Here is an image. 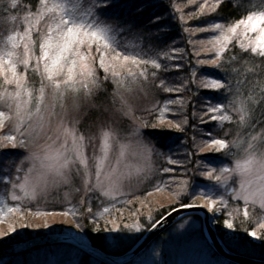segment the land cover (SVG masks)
<instances>
[{
	"label": "snow or ice",
	"instance_id": "snow-or-ice-1",
	"mask_svg": "<svg viewBox=\"0 0 264 264\" xmlns=\"http://www.w3.org/2000/svg\"><path fill=\"white\" fill-rule=\"evenodd\" d=\"M121 2L0 0V23L12 26L0 31V216L21 211L25 203H47L50 194L62 191L52 203L71 207L60 215L91 218L101 224L94 229L98 235L148 231L163 221L167 208L155 210L159 219L150 211L144 222L122 223L116 205L139 200L136 192L159 176L154 189L172 191V211L200 207L195 201L203 199L214 219L226 211L227 229L264 243V0L231 23L217 19L229 0H183L187 13L167 0L164 17L152 16L157 32L167 30L161 21L170 14L181 25L186 16L207 25L184 32L211 34L199 41L195 55L197 65L218 70L203 76L197 93L214 92L201 102L199 114L193 105L191 116L186 109L197 93L190 85L199 69L186 70L191 79L177 78L174 70L183 68L186 50L162 46L144 26L120 15ZM204 50L213 58L200 59ZM159 93L179 95L148 106L135 102ZM227 124L235 132L225 130ZM157 128L184 140L172 136L158 147L161 134L150 131ZM189 128L202 137L199 142L195 135L189 140ZM206 151L221 154L219 166L201 155ZM176 167L182 175L163 178ZM197 176L210 182L208 191L195 182ZM73 193H82L76 203ZM96 200L102 210L94 211ZM253 222L255 229L241 228Z\"/></svg>",
	"mask_w": 264,
	"mask_h": 264
},
{
	"label": "rangeland",
	"instance_id": "rangeland-1",
	"mask_svg": "<svg viewBox=\"0 0 264 264\" xmlns=\"http://www.w3.org/2000/svg\"><path fill=\"white\" fill-rule=\"evenodd\" d=\"M235 2H259V0H234ZM25 0H21V3L23 4ZM177 4H179L185 13L190 11L189 8L183 7V0H175ZM179 19V18H178ZM198 19H189L187 16L185 17V23L181 25V29L183 28H189L190 30L195 29L197 27H202L199 25ZM202 21V20H201ZM179 24H181L179 20ZM207 26V25H206ZM10 24L6 23H0V31H3L5 29H11ZM186 36H188L189 45L191 46V52H189V59H193V65L197 66L199 70H216L212 65L206 64L203 66H199L196 64L197 56L195 55V52L202 48V46L199 44V41L207 40L211 38V34L209 33H202V32H196L195 34H190L185 32ZM250 35H253L250 33ZM236 47L239 48V42H235ZM200 59H207V58H213V54L209 53L208 51L204 50L201 51ZM191 67V66H190ZM200 74V72L197 73V76ZM202 74V73H201ZM196 76V78H197ZM201 76V75H199ZM198 78H203V76ZM195 78V79H196ZM201 90H209L206 88H199ZM169 95H179V94H166V93H159L156 96H150L148 99H141L139 97L136 98L135 102L141 106H148L150 105L154 100L159 99L161 102L165 99V97ZM201 101H199L200 104L197 106V113L199 114ZM233 124H227L225 130H228L231 128L233 132H235V127H233ZM158 131L162 133H173V131L169 129H151L150 131L153 132ZM258 130V129H257ZM195 134V130L193 131ZM193 134V135H194ZM191 135V134H190ZM196 139L197 142H199L202 137L196 132ZM231 139V136L229 137ZM91 149H89V152ZM201 155L206 156L209 160L212 161V166L217 167L220 164V160L224 159L221 157L220 153H214L211 151H206L202 153ZM211 156V157H210ZM213 157H217L216 159H213ZM132 161L129 160V163ZM159 166H167L163 163L162 160L157 161ZM229 166H231L229 164ZM175 167V166H174ZM182 175L181 169L176 167V171L174 173L166 174L163 178L168 179L169 176H177L179 177ZM238 180V177H236ZM160 180V177L157 176L154 178L150 183L146 182L143 186H141V190L136 192V195L140 197L139 200H136L133 198V203L130 205H123L120 202H117V208H120V221L122 223H132L134 220L139 219L141 222H144L145 216L152 211L153 214H155V210L157 208L163 209L167 208L168 212H170L172 209H169L170 204L175 203V197L172 194V191L168 188H164L161 191H155L154 185L158 183ZM195 182L200 185L202 191H208L210 185V182L206 180L204 177L197 176L194 178ZM238 187V184L235 185ZM231 191V189H229ZM147 192H152L151 196H147ZM221 193H223V190H221ZM82 193L72 194V200L73 203H76L79 199ZM63 196V192L60 193H52L48 196L47 200L48 202L45 203L43 200L37 203L32 204H22L21 208L22 210L16 213L7 214L0 216V246L4 245H11V244H17L21 242H7L15 237H21L22 236H28L29 238L24 241L37 238L44 235H57V234H70L74 235L75 237L79 238L80 240H84L88 243H91L87 234H86V225H90L93 227H100L101 224L97 223L96 225H93L91 218H83L81 221H78L75 216L73 215H60L62 212H66L68 208L71 207L70 204L64 203L63 205L57 203L53 204L52 201L54 199H59ZM146 197V198H145ZM123 199H129V197H123ZM192 202V201H189ZM204 200H197L195 203L199 205L204 204ZM232 203L235 205L237 202L232 201ZM8 204L11 207H16L17 202H12L9 198ZM242 208V204L240 205ZM94 211L102 210L100 208V202L99 200H96L93 202ZM203 207V206H202ZM207 211L208 209L204 207ZM139 210V211H137ZM6 211V210H5ZM47 212V213H56L55 215H40L39 213ZM167 212V213H168ZM260 210L256 209V215H259ZM166 213V214H167ZM212 222H216L218 217H225V220L228 218L226 211H222L220 213H217L214 219V214L210 211H208ZM108 219H113L112 217H107ZM241 218H237L236 222H240ZM83 223L85 226L78 228L76 225L77 223ZM27 223L28 227H23V225ZM247 224V223H246ZM251 226L254 228L256 227L255 222L251 223ZM12 227H15L17 229L16 232L12 233L10 230ZM242 228V227H241ZM242 231V230H241ZM10 233L9 235H4V233ZM146 231L142 232H123V233H101L105 238L106 242L108 244V247L110 249H117V246L120 244V242H127V243H133L135 244L144 234ZM229 239L227 240V247L234 252H249L252 253L253 258L256 257V254H258L257 249H253L252 246L248 241H246V233L243 231L242 236H234L232 230H230ZM119 237L118 239H113V237ZM68 244H63L62 246H56L52 247L51 250L45 251L44 253H38L37 254H31L28 257L26 256V260L21 259H14L11 260L12 264H83L81 262L80 257V251L79 249L75 248L74 246H67ZM55 246V245H54ZM210 246L208 245L204 234H203V225L200 218L195 219L193 217H188L174 226H172L170 229H168L163 235L158 237L153 244L143 253V257L140 260L134 261L133 264H210L212 262L211 258L209 257L210 254ZM239 250V251H238ZM84 253V252H82ZM240 254V253H238ZM241 255H243L241 253ZM14 256V255H13ZM8 257L10 256H3L0 257V264H4L8 260ZM93 258V257H92ZM221 258V257H220ZM94 260H97L93 258ZM223 259V258H221ZM88 263L87 261H85ZM98 262L102 263L101 261H93L88 264H99ZM104 264V263H103Z\"/></svg>",
	"mask_w": 264,
	"mask_h": 264
},
{
	"label": "trees",
	"instance_id": "trees-1",
	"mask_svg": "<svg viewBox=\"0 0 264 264\" xmlns=\"http://www.w3.org/2000/svg\"><path fill=\"white\" fill-rule=\"evenodd\" d=\"M259 2H247V1H242V2H235L234 0H229V2L226 5H223L221 8V12H220V17H218V22H224V23H231L237 19L240 18H244V16L246 14H250L249 10L253 9V5L258 4ZM167 4V0H122L120 7L117 9V11L119 12L120 15L122 16H126L127 19L129 20H134L136 23L144 26L146 31H150L153 33L154 35V39L159 42L162 46L167 45V46H173V43L175 44V46H178L182 49L186 50V58L184 61H182L181 63L183 64V68L179 69V70H174L175 71V75L177 78H188L191 79V77L188 74V71L192 66H193V59L190 60L189 59V52H191V46L189 45V40H188V36H186L185 32L181 29V24H179V19H175L173 20L171 18V15L169 14L167 19H163L161 22L163 24H165L167 26V30L166 31H162V32H157L156 28L157 25H154L152 23H150V20L152 18L153 15H157L160 17H164L165 14V5ZM138 6H143V10L140 11L138 10ZM199 25L200 26H206V24L203 21H199ZM235 51H240V49L238 47L235 46ZM190 61V63H189ZM191 66V67H190ZM198 72H200L199 75L201 76H208V78H211L210 75L208 74H217L218 70H199ZM197 72V73H198ZM202 73V74H201ZM198 75V76H199ZM196 78V84H191L190 88L192 93H197V88L199 85V82L202 78ZM199 76V77H201ZM214 90L209 89V90H201L199 89V92L197 93V95L194 97L192 104L189 105V107L186 109L187 113L189 114V116H191L192 110H193V105L195 106L196 110L198 109L197 106L199 103V101H201L202 99H207L208 97L213 95ZM187 95V94H185ZM198 123V120H197ZM213 123H217V122H213ZM235 127V126H233ZM259 130V129H258ZM194 130L192 128H189L187 131V135L190 138L193 136ZM155 133L161 134L159 136V143L157 144L158 147H161L163 145H166L169 141V138L172 136H180L181 141L184 140V136L180 133H162V132H158V131H154ZM191 134V135H190ZM196 135V132L194 134ZM164 151L167 152V148H164ZM211 157V156H210ZM217 157H213V159H216ZM189 202V201H186ZM178 207V206H177ZM165 208H163L161 211H163ZM170 209V208H169ZM168 211L164 212V215L167 213ZM193 217V216H191ZM154 218L155 219H159V216L154 214ZM188 218V217H187ZM195 219H198L197 217H193ZM224 221H225V217L221 216L218 217L216 222H215V227H216V231L218 233V235L220 236V238L222 239V241L225 243V245L227 246V240L229 239V237L231 238V236L229 235L230 230L227 229L224 226ZM237 224L239 225L240 222H237ZM86 225V224H85ZM86 234L91 242V244L100 249L101 251L110 254V255H122L124 253H126L134 244L133 243H127V242H120V244L117 246V249H110L108 247V244L106 242V238L102 235V234H97L95 232V227L90 226L89 224L86 225ZM241 227H248L249 230H253L255 229L253 226H251V224H243L241 225ZM234 236H242L243 231L238 230V231H234L232 230ZM246 233V232H245ZM246 237V241H248L250 243V245L252 246L253 249H257L260 250L258 251V254H256L257 259L260 260H264V243L255 240L253 237L249 236L247 233L245 235ZM28 236H22L21 237H15L13 239H11L10 241H5L4 243L7 242H22L23 240L28 239ZM63 244H57V245H50V246H44V247H40V248H34L31 249L29 251H26L24 253H20V254H16L14 256H10L8 257V260L6 262H4V264H12L11 260L13 261L14 259H21V260H26V256L28 257L31 254H37L38 253H44L45 251L51 250L52 247H56V246H62ZM70 246V245H67ZM239 251V250H238ZM234 252V251H233ZM80 257H81V262L83 264H88L91 263L93 261H97L94 260L90 255L86 254V253H82L80 252ZM237 253V252H235ZM238 253H242L245 256L251 257L253 256L252 253L250 254L249 252H238ZM143 257V254L136 256L135 258H133L132 260L128 261V262H124L121 264H133L134 261H138ZM209 257L211 258L212 262L210 264H234L232 262H229L225 259H221L219 255H217L212 249H210V254ZM85 261H87L88 263H86ZM136 261V262H137ZM99 264H103L98 262Z\"/></svg>",
	"mask_w": 264,
	"mask_h": 264
},
{
	"label": "water",
	"instance_id": "water-1",
	"mask_svg": "<svg viewBox=\"0 0 264 264\" xmlns=\"http://www.w3.org/2000/svg\"><path fill=\"white\" fill-rule=\"evenodd\" d=\"M191 216L201 219L203 234L208 245L221 258L234 264H264V260L248 257L231 251L218 235L215 224L212 222L208 211L202 206L196 208L177 207L176 211L171 210L164 215L165 218L159 225H157L156 228H149L148 231H146V233L126 253L122 255L107 254L94 247L91 243L80 240L74 235L57 234L44 235L21 243L0 246V257L13 256L44 246L68 244L104 264H121L143 254L153 244V242L158 237L163 235L168 229L181 220Z\"/></svg>",
	"mask_w": 264,
	"mask_h": 264
}]
</instances>
